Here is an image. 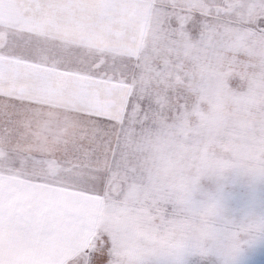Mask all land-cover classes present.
Instances as JSON below:
<instances>
[{
	"label": "snow or ice",
	"instance_id": "6c2138e0",
	"mask_svg": "<svg viewBox=\"0 0 264 264\" xmlns=\"http://www.w3.org/2000/svg\"><path fill=\"white\" fill-rule=\"evenodd\" d=\"M246 38L264 60V0H0V264H220L151 251L171 209L143 215L129 142L193 93L216 126Z\"/></svg>",
	"mask_w": 264,
	"mask_h": 264
},
{
	"label": "rangeland",
	"instance_id": "374dc122",
	"mask_svg": "<svg viewBox=\"0 0 264 264\" xmlns=\"http://www.w3.org/2000/svg\"><path fill=\"white\" fill-rule=\"evenodd\" d=\"M256 47L241 40L247 63L233 61L237 84L225 86L216 126H209L217 110L212 97L193 93L180 116L160 118L130 138L143 171L132 189L146 201L143 215L171 209L148 235L158 257L195 254L235 264L264 238V60L255 59Z\"/></svg>",
	"mask_w": 264,
	"mask_h": 264
}]
</instances>
